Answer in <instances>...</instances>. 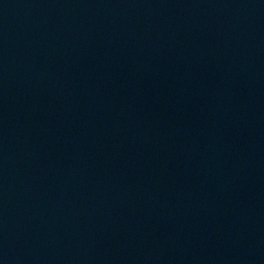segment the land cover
<instances>
[{"label": "water", "instance_id": "obj_1", "mask_svg": "<svg viewBox=\"0 0 264 264\" xmlns=\"http://www.w3.org/2000/svg\"><path fill=\"white\" fill-rule=\"evenodd\" d=\"M112 264H264V0H100Z\"/></svg>", "mask_w": 264, "mask_h": 264}]
</instances>
